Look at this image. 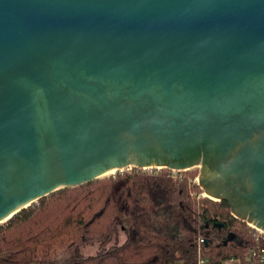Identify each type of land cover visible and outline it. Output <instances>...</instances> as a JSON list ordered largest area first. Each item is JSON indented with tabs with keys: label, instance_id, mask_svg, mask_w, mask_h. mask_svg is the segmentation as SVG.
Wrapping results in <instances>:
<instances>
[{
	"label": "water",
	"instance_id": "1",
	"mask_svg": "<svg viewBox=\"0 0 264 264\" xmlns=\"http://www.w3.org/2000/svg\"><path fill=\"white\" fill-rule=\"evenodd\" d=\"M129 167L264 231V0H0V224Z\"/></svg>",
	"mask_w": 264,
	"mask_h": 264
},
{
	"label": "trees",
	"instance_id": "2",
	"mask_svg": "<svg viewBox=\"0 0 264 264\" xmlns=\"http://www.w3.org/2000/svg\"><path fill=\"white\" fill-rule=\"evenodd\" d=\"M197 174L129 167L56 190L0 224V264H196L199 249L209 264L242 259L256 229L204 196ZM94 243V255L79 253Z\"/></svg>",
	"mask_w": 264,
	"mask_h": 264
},
{
	"label": "built area",
	"instance_id": "3",
	"mask_svg": "<svg viewBox=\"0 0 264 264\" xmlns=\"http://www.w3.org/2000/svg\"><path fill=\"white\" fill-rule=\"evenodd\" d=\"M172 172H177V171H172ZM203 242L204 240L200 238L198 240V246H200ZM227 263L228 264H264V231L256 229V234L254 235L253 243L247 249L242 259L238 257H231ZM196 264H209L207 257H205L200 252V249L197 254Z\"/></svg>",
	"mask_w": 264,
	"mask_h": 264
},
{
	"label": "rangeland",
	"instance_id": "4",
	"mask_svg": "<svg viewBox=\"0 0 264 264\" xmlns=\"http://www.w3.org/2000/svg\"><path fill=\"white\" fill-rule=\"evenodd\" d=\"M195 168V167H194ZM198 169V168H197ZM121 171V170H119ZM115 173V172H114ZM109 174H112V173H109ZM198 174H199V169H198ZM198 174L197 176L195 177L197 179L198 177ZM108 175V174H107ZM204 195V194H203ZM205 196V195H204ZM118 232H117V242L121 243L124 238H125V234L124 232L121 230L120 227H118ZM113 240L111 241V244H112ZM99 250V244L98 243H94L92 245H82L79 247V253L81 255H84V256H89V255H94L97 251ZM69 252L67 251H62L60 250L58 252V259H64L68 256ZM59 260V261H60Z\"/></svg>",
	"mask_w": 264,
	"mask_h": 264
},
{
	"label": "crops",
	"instance_id": "5",
	"mask_svg": "<svg viewBox=\"0 0 264 264\" xmlns=\"http://www.w3.org/2000/svg\"><path fill=\"white\" fill-rule=\"evenodd\" d=\"M225 264H228V263H225Z\"/></svg>",
	"mask_w": 264,
	"mask_h": 264
}]
</instances>
